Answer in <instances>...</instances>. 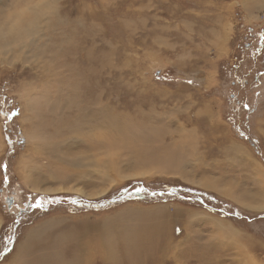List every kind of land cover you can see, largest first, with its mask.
Masks as SVG:
<instances>
[{"label":"rangeland","instance_id":"1","mask_svg":"<svg viewBox=\"0 0 264 264\" xmlns=\"http://www.w3.org/2000/svg\"><path fill=\"white\" fill-rule=\"evenodd\" d=\"M8 3L0 0V264H13L32 236L34 255L78 238L89 251L80 264H264V209L247 206L264 200V0H53L32 16ZM33 16L38 33L23 50L12 24ZM93 94L108 120L90 150L91 124L79 128L73 116ZM219 171L231 174L221 190L245 186L244 205L206 188ZM66 173L74 178L61 180ZM156 207L168 217L126 215ZM136 224L155 229L145 238L154 241L129 257L121 247L133 250ZM105 239L119 245L108 258Z\"/></svg>","mask_w":264,"mask_h":264},{"label":"bare ground","instance_id":"2","mask_svg":"<svg viewBox=\"0 0 264 264\" xmlns=\"http://www.w3.org/2000/svg\"><path fill=\"white\" fill-rule=\"evenodd\" d=\"M4 9V8H3ZM1 12V11H0ZM25 21H22V20H20V19H18V20H16L13 24H12V26L14 27V30H16V29H22V31H23V37L21 38V41H22V44L20 43V45H22V47L24 48L23 50H25V49H28L29 48V43L27 44L26 43V45H24V43L27 41V39H30V38H32V39H34V35L35 34H37L38 33V18H37V16H33V18H32V20H31V22L27 25V26H25V24H23ZM2 27V26H1ZM13 29L11 30V31H14ZM21 31V32H22ZM4 32V31H3ZM32 39H30V40H32ZM36 39V38H35ZM19 40V39H18ZM91 40V39H90ZM16 42H17V40H16ZM6 43V42H5ZM9 43V42H8ZM93 44V43H92ZM9 45V44H8ZM17 45V44H16ZM19 45V46H20ZM11 46V45H10ZM17 47H18V45H17ZM88 48V47H87ZM19 49V48H18ZM17 48H16V53H17V50H18ZM30 49H31V43H30ZM14 50H15V48H14ZM20 50V49H19ZM85 50H86V48H85ZM11 51H13V49H11L10 50V52ZM45 51V50H44ZM92 51V50H91ZM14 52V51H13ZM32 53H33V51H31ZM1 53V52H0ZM87 53V52H86ZM101 53H102V51H101ZM2 54V53H1ZM0 54V55H1ZM18 54V53H17ZM16 54V55H17ZM38 54V53H37ZM40 54H42V52L40 53ZM14 55V54H13ZM15 55V56H16ZM28 55V54H27ZM53 56V58L55 57L54 55H52ZM58 56V55H57ZM62 56H64V55H62ZM8 59H9V57H7ZM30 60V59H29ZM47 60V59H46ZM27 61V60H26ZM48 61H49V63H50V65H52V67L54 66H57V61L55 60V59H51V57H50V60L48 59ZM59 62V61H58ZM74 65V64H73ZM83 67V66H82ZM44 71H46L47 70V65H44ZM57 68V67H56ZM76 68V67H75ZM49 72V74H51V70H49L48 71ZM50 76V75H49ZM55 77V76H54ZM88 80V79H87ZM89 82V81H88ZM83 87V86H82ZM90 87H92V86H90ZM86 89V88H85ZM89 89V88H88ZM99 88H97L96 90H98ZM84 90V89H83ZM90 90V89H89ZM77 91V90H76ZM81 91H82V89H81ZM86 91H87V89H86ZM91 91V90H90ZM93 91V90H92ZM87 93V92H86ZM85 93V94H86ZM89 94H90V92H89ZM95 94H93V95H90L89 97H87V98H85L84 96L82 97L81 96V100H78V101H76V106L78 107V108H76V110H77V112H76V114H74V116H73V122H74V124H77V125H79V128H80V126H83V124H84V122H85V124H87V126H89V124H91L89 127H88V129L89 130H91V134H90V136L88 137L87 136V138L88 139H91V141H90V150L91 149H94V148H92L94 145H96V144H98V145H101L102 143H101V141H95L94 139H96V140H103V138H107V136H105V133H104V131H102L100 128H98L97 126L99 125L100 127H102L103 125H102V123H105V122H107V120H108V112H107V110H106V108L104 107V104H103V102H102V94L100 95V94H97L96 96H94ZM88 96V95H87ZM75 101V100H74ZM81 102H83V104L81 103ZM79 103V104H78ZM61 113V112H60ZM69 113V112H68ZM69 115V114H68ZM67 116V115H66ZM28 117V116H27ZM22 118V117H21ZM60 118V117H59ZM30 119V118H29ZM69 121V120H68ZM68 121L66 120V118H64V119H62L61 120V122L63 123L62 124V126H64V125H67V124H65V123H68ZM71 124V123H70ZM74 124H72V125H74ZM61 126V127H62ZM68 126V125H67ZM69 127V126H68ZM62 128H67L66 126L65 127H62ZM70 128H72L71 126H70ZM95 128V129H94ZM60 129V128H59ZM32 130H34V129H32ZM37 130V129H36ZM69 130V129H68ZM36 133V132H35ZM124 133H126L125 131H124ZM87 133L85 132H80V135H82V136H85ZM33 135V134H32ZM28 137V136H27ZM33 137H34V140L35 141H37L36 139H35V137L36 136H34L33 135ZM86 138V139H87ZM30 139V138H29ZM104 139V140H105ZM32 140V139H31ZM33 141V140H32ZM106 141V140H105ZM38 143H39V141H38ZM33 144V143H32ZM37 144V143H36ZM40 144V143H39ZM1 145V144H0ZM3 145V144H2ZM68 145V144H67ZM103 145H104V141H103ZM35 146V145H34ZM56 146V145H55ZM36 148V147H35ZM61 149V148H60ZM65 149L66 150H69V148L67 147V148H64V150H62V151H65ZM38 150H39V148H38ZM41 150V149H40ZM44 150V149H43ZM52 150V149H51ZM50 150V151H51ZM57 150V149H56ZM149 150V149H148ZM37 151V150H36ZM46 151H49L48 149L46 150ZM44 152V151H43ZM68 152V151H67ZM66 152V153H67ZM69 152H70V150H69ZM174 152V151H173ZM173 152H172V154H173ZM46 153V152H45ZM47 153H50V152H47ZM58 153V152H57ZM59 153H61V152H59ZM170 153V152H169ZM55 154V153H54ZM63 154V153H62ZM64 154H65V152H64ZM142 154V153H141ZM58 155V154H57ZM225 155V154H224ZM55 156V155H54ZM169 157V156H168ZM54 159H55V157H54ZM170 159V158H169ZM57 161V160H56ZM54 162H55V160H54ZM59 162V161H58ZM68 162H70V161H68ZM73 162V161H72ZM237 162V161H236ZM57 165H58V163H56ZM55 164V165H56ZM60 164V163H59ZM66 164V163H65ZM65 164H62V165H65ZM73 164V163H72ZM246 164H247V162H246ZM246 164H243V165H246ZM249 164V163H248ZM247 164V165H248ZM54 165V166H55ZM69 165V164H68ZM241 165V164H240ZM239 165V166H240ZM238 165H237V168L239 167ZM68 167V166H67ZM57 168H59L60 169V167H57ZM62 168V167H61ZM186 168L187 167H183V169L184 170H182V168L181 167H178L177 166V168H176V173L178 174V176H180L181 178H183V179H185V180H188V181H190V182H194V183H196V178H195V175L194 174H192V171L191 170H189V171H187V172H185L186 171ZM253 168V167H252ZM58 169V170H59ZM252 170V169H251ZM251 170H250V172H251ZM56 171V170H55ZM60 171V170H59ZM65 171V170H64ZM228 171V170H227ZM238 171V170H237ZM253 171V170H252ZM42 172V171H41ZM208 172V171H207ZM45 173V172H44ZM57 173V172H56ZM58 173H60V172H58ZM253 173V172H252ZM49 174H50V172H49ZM67 174V173H66ZM228 174V176L230 175L231 176V174L230 173H227ZM248 174V173H247ZM45 175H46V173H45ZM48 175V174H47ZM52 175H54V173L52 174ZM57 175V174H56ZM62 175H64V174H62ZM75 175H78L79 176V174H75ZM85 175V174H84ZM238 175V174H237ZM251 175V174H250ZM44 176V175H43ZM57 176H59V175H57ZM70 176V177H69ZM214 176L215 177H213V179L212 180H214V179H217V181H210L209 180V178H208V180H207V178L205 179V180H207V181H204V185L206 186L207 185V187L206 188H209V189H213L215 192H218V193H223L224 195H226V196H228V197H230L231 198V195L234 197V199L238 202V203H240V204H243V200H242V198H243V196L241 197V195H244V194H248L247 196H249V193H247V192H245L244 191V188H245V186L243 187L241 184V186L243 187L242 188V190H241V192L239 193V194H237V193H234V192H232L230 189H227L228 191H223V190H221V187H222V185H223V183H222V181L223 180H225L226 179V174H224L223 172H218V174H214ZM33 177L36 179V181L37 180H39V178H41V176H40V174L38 175V174H35L34 173V175H33ZM212 177V176H211ZM248 177V176H247ZM46 178V177H45ZM51 178H54V176L52 177L51 176ZM58 178V177H57ZM68 178H74V175L73 174H67V175H64L62 178H60L61 180H65V179H67L66 180V182H68ZM229 178H233V177H229ZM235 178V177H234ZM249 179L251 178V176L250 177H248ZM32 179V178H31ZM34 179V180H35ZM76 179H77V177H76ZM85 179V178H84ZM257 179H258V181H260V180H262V184H263V186H264V178H262L261 176H259L258 175V177H257ZM40 180H42V183L44 182L43 180L44 179H40ZM193 180H196V181H193ZM235 180V179H234ZM233 180V181H234ZM252 180H253V178H252ZM36 181H34V183L36 182ZM237 183H238V181L237 180H235ZM38 182V181H37ZM36 182V183H37ZM46 182V181H45ZM65 182V181H64ZM75 182V181H74ZM73 182V183H74ZM93 182V181H92ZM198 182H201V181H198ZM41 183V184H42ZM240 183V182H239ZM197 184V183H196ZM199 184V183H198ZM249 184V183H248ZM251 184V183H250ZM44 185V184H43ZM82 185V184H81ZM202 185V184H201ZM262 188V187H261ZM60 190H62V189H60ZM253 190V189H252ZM45 192V191H44ZM253 195V194H252ZM264 195V194H263ZM11 203V202H10ZM130 203V202H129ZM132 203V202H131ZM244 205V204H243ZM247 206L248 207H250V209L251 208H254V209H257V210H261V209H264V200H261V202L259 203V202H257V201H253V202H251V204H247ZM168 208L167 207H156V208H151V209H145L146 211L147 210H149L148 211V213L146 212V213H144V217H141L142 215H140V214H137V213H135V212H133V211H126L127 213H126V215H128V216H136L137 218H136V220H138V221H140V220H144L145 218H147V217H156V218H159V217H163V216H166V218L168 217V210H167ZM178 211V210H177ZM188 212V211H187ZM257 212V211H256ZM199 213V216L201 215V216H203V214H200V212H198ZM197 213V214H198ZM193 214V213H192ZM204 217V216H203ZM197 220H199V219H197ZM215 221H217V220H215ZM198 222V221H197ZM200 222V221H199ZM220 222V221H219ZM223 222V221H222ZM46 223V222H45ZM44 223V224H45ZM217 223H218V221H217ZM44 224H43V226H44ZM57 224V223H56ZM45 225H47V224H45ZM50 225V224H49ZM55 225V224H54ZM54 225H53V227H54ZM85 225V224H84ZM221 225V224H220ZM51 226V225H50ZM57 226V225H56ZM82 226V225H81ZM83 227V226H82ZM226 227V229H227V232L229 233V234H231V236H233V235H238V233H236L234 230H232L231 228V226H229L228 224H226L225 223V226H224V228ZM40 228V227H39ZM46 228V227H45ZM44 228V229H45ZM48 228V227H47ZM76 228V227H75ZM85 228H87V226L85 227ZM38 229V228H37ZM41 229V228H40ZM49 229V230H48ZM47 230L49 231V232H51L50 231V227L48 228ZM54 229V228H53ZM78 229V228H77ZM66 230V229H65ZM82 230V229H81ZM84 230H86V229H84ZM83 230V231H84ZM133 230H134V233H135V235H133V236H131V237H129L127 240H126V242L129 240L130 242H131V244L133 245V250H131L130 248H128L124 243H122L123 245H122V247H121V251L122 250H130L131 252H132V254H131V252L128 254V256L130 257V255H133V254H135V256H136V253L139 251V250H141L142 249V243H143V241H148V242H152V241H154V240H152V239H145L146 238V236H147V234L149 233V232H152V231H154L155 229H148V228H145V227H142V226H140V225H138V224H136L135 226H134V228H133ZM40 231V230H39ZM72 231V230H71ZM219 232H220V230H218ZM43 231H41V233H42ZM80 232V231H79ZM82 232V231H81ZM71 233V232H70ZM82 233H84V232H82ZM33 234V233H32ZM37 234H38V232H37ZM81 234V233H80ZM79 234V235H80ZM36 235V234H35ZM67 235V234H66ZM69 235V234H68ZM78 235V236H79ZM224 235V234H223ZM240 235V234H239ZM38 236V235H37ZM73 236H74V234H73ZM72 236V237H73ZM76 236H77V234H76ZM33 237L34 236H32V240H33ZM65 237V236H64ZM70 237V236H69ZM74 238H75V236H74ZM230 238V237H229ZM25 239V238H24ZM71 239V238H70ZM76 239V238H75ZM237 239V238H236ZM27 240V239H26ZM32 240H30V243L28 242V241H25L20 247H19V250H18V254H16V258H15V260H13V264H80V259H88L89 258V251L87 252V248L86 247H83V246H81V243H79V239L77 238V241H70L69 240V243H70V246H69V248L68 249H63L62 248V246L61 245H59L56 241H51V242H49L47 245H46V248L45 249H48V250H46V251H44V252H42L41 254H37V255H34V254H31V253H29L30 252V249L32 248V246H31V241ZM106 240V239H105ZM59 241V240H58ZM62 241H64V239H62ZM106 242V248L101 252V253H103L104 252V255L107 257V256H109L110 255V252L111 251H113V250H115V248L117 247V246H115V245H118V244H113L111 241H105ZM68 243V244H69ZM121 243H120V246H121ZM102 245V244H101ZM101 245H99V246H101ZM34 246V245H33ZM65 246V245H64ZM119 246V245H118ZM101 248V247H100ZM102 248H104V246H102ZM119 249V248H118ZM37 250V249H36ZM171 250V249H170ZM101 251V250H100ZM129 252V251H128ZM33 253V252H32ZM35 254H36V252H34ZM38 253V252H37ZM92 254V253H91ZM134 256V255H133ZM134 256V257H135ZM108 258V257H107ZM110 258V257H109ZM119 259H121V258H119ZM135 259V258H134Z\"/></svg>","mask_w":264,"mask_h":264},{"label":"snow or ice","instance_id":"3","mask_svg":"<svg viewBox=\"0 0 264 264\" xmlns=\"http://www.w3.org/2000/svg\"><path fill=\"white\" fill-rule=\"evenodd\" d=\"M53 3V0H9L7 10L11 13L18 10L26 16L38 14L39 11Z\"/></svg>","mask_w":264,"mask_h":264},{"label":"flooded vegetation","instance_id":"4","mask_svg":"<svg viewBox=\"0 0 264 264\" xmlns=\"http://www.w3.org/2000/svg\"><path fill=\"white\" fill-rule=\"evenodd\" d=\"M10 202H11V203H10ZM6 203H7V204H6ZM6 203H5V204H6L7 207H11V206H12L13 200L11 199V197H9V199L7 200Z\"/></svg>","mask_w":264,"mask_h":264},{"label":"crops","instance_id":"5","mask_svg":"<svg viewBox=\"0 0 264 264\" xmlns=\"http://www.w3.org/2000/svg\"><path fill=\"white\" fill-rule=\"evenodd\" d=\"M226 175H228V174L226 173Z\"/></svg>","mask_w":264,"mask_h":264}]
</instances>
